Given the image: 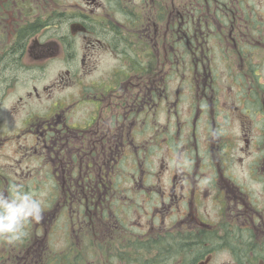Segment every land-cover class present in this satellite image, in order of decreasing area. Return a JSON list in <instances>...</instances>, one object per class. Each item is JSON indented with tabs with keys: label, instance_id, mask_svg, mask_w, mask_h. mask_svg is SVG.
Segmentation results:
<instances>
[{
	"label": "flooded vegetation",
	"instance_id": "af4514ba",
	"mask_svg": "<svg viewBox=\"0 0 264 264\" xmlns=\"http://www.w3.org/2000/svg\"><path fill=\"white\" fill-rule=\"evenodd\" d=\"M113 1L118 6L98 19L85 5L97 10L100 0L71 7L63 0H0V70L13 49L19 71L0 85V103L14 82L25 81L32 83L28 98L45 99L40 112L22 106L26 115L13 139L19 162L33 161L14 168L30 174L16 181L47 194L44 219L29 227L44 247L20 248L18 264H87L86 257L93 264H264V5ZM84 36L119 60L110 73L90 72V53L77 55ZM213 43L239 72L214 65ZM60 53L63 72L37 87L46 78L41 65ZM184 56L194 62L185 85ZM222 75L237 87L232 104L216 94ZM170 81L193 86L192 94L172 95ZM182 101L192 113L183 117L188 136L177 111L170 115ZM149 205V216H132ZM64 225L81 248H52Z\"/></svg>",
	"mask_w": 264,
	"mask_h": 264
},
{
	"label": "rangeland",
	"instance_id": "374dc122",
	"mask_svg": "<svg viewBox=\"0 0 264 264\" xmlns=\"http://www.w3.org/2000/svg\"><path fill=\"white\" fill-rule=\"evenodd\" d=\"M56 1L60 2V0H53L54 6L57 5ZM63 1L65 4H67L68 7H71V5L76 2V0H63ZM107 1L108 0H100L101 4H99L97 10H93V7H89V9H87V6L85 5V8H86L85 12L89 14L90 16H94L98 19L99 18L106 19L108 18V16H106L108 14V11L111 12L113 9H115V6H118L113 0L110 1L109 3ZM125 1L126 0H119L118 3L120 2V4L124 5ZM148 1H150L149 2L150 4L153 2L152 0H147V2ZM135 2L136 0L130 1L128 3L133 4ZM85 3H86V0H85ZM163 3L167 7H171L170 0H163ZM258 3L263 6L264 0H259ZM112 13H115L121 16V14L118 12H112ZM88 38L92 39L93 37L84 36L83 40H79L78 38L77 42L79 44H77V49H78L77 55L81 57L83 53H90L92 60L95 62V68L94 70L90 72L94 74L110 73L112 68L119 64V60L115 57L114 54L106 53L104 50L98 49L96 45L93 46L92 44H88L89 40H91V39L88 40ZM86 45L89 47L88 52H87ZM213 53H214L213 55L214 65L216 63V65H218L219 67H222V66L226 67L228 68L227 71H232L234 73H237L240 71V69L236 67H233V69L232 68L229 69L228 63H226L222 58H220V54L224 55V52L221 49L220 45L217 44L214 47V43H213ZM193 65H194L193 59H190L188 56H184L183 58H181V71L180 72L183 73L184 75L180 76V82L183 83L184 85L185 83L183 81L188 82L189 78L191 79L192 75L190 76V73L191 74L193 73ZM41 66L44 68L45 73L43 76H45L46 78H44L41 81H38L37 87L40 86L39 83H42V82L48 83L50 79L52 80L56 79L58 74L63 72L64 66H63L62 59H61V53L58 54V56L54 58L46 60L45 63H43ZM80 67L81 66L78 63V60H76L75 70L76 68H80ZM262 69L263 70H260L259 73L263 75V77L261 78V85L264 86V65H262ZM77 71H80V70L77 69ZM221 73H224V70H222ZM217 82H221V83L219 84L220 91H217L216 94L220 95L221 97L224 96L223 99L228 104H232L234 95L235 93L237 94V87L235 85L230 87V85H232L233 83L230 81V79L227 76L223 77L222 75V79L217 80L215 83ZM31 84L32 83L30 81H25L24 84L16 86V82H14L13 85L10 87V89L7 90V92L4 95L3 100L0 103V190L6 188L9 184H11L13 181H16L17 179L22 180L23 178L30 176V174H28V171H23L21 169L20 171L18 170L16 174L14 173L15 167L17 169L19 165H21V167L25 168L26 165L33 164V161L26 160V161L19 162V159L21 158V154H17V149L19 145L16 142V140H13V139H14V136H15L14 134L17 130L18 124H20V121L26 115V112H25L26 108H22V106L26 105L27 107H32L33 110L35 111L37 110L38 112H40L42 110L41 106H43L42 104L45 101L43 97H41L40 99H35L34 95H32L29 98L27 97V93L31 90ZM252 85L253 83H250L248 85V90L249 88L251 89L253 88ZM226 86H229L231 90L227 91L225 95L222 92L225 91ZM169 87H170L169 93H171L172 95L174 94L176 90H178L179 94L181 95L186 92L187 94H192L190 90L192 89L193 86L191 88L189 87L187 88V86L179 88V87H176V85H173L172 81H170ZM55 91H60V89L59 88L53 89L52 93H54ZM250 93L251 91L249 90L248 95H250ZM19 97H22V99H19ZM239 97H241L240 94H239ZM248 104H253L252 98H250V102H248ZM174 111H177V114L180 116V119H182L181 134L185 133L186 136H188L189 128L187 126L183 127V124L185 122L183 117L184 116L188 117L190 114L192 115L189 104L187 103V101H182L180 104L176 105V107H172L171 113H170L171 118L173 117L172 115ZM166 114L167 113L164 111V113L161 114V117L164 119ZM166 116H168V114ZM201 127H202V122L200 121L199 126L197 127L198 130H200ZM202 139H203V135H201V142L203 141ZM184 141L186 140L184 139ZM236 163L239 164L238 161H235V163L233 164L234 169H237ZM244 166L245 167L247 166V161H245ZM166 175L167 174H165V178H166ZM254 188L256 189V191H258L259 189L258 186H254ZM41 194L42 193H40V195ZM41 196L43 197V199H45L47 194L44 193ZM142 211H143V214H142ZM142 211L140 213L133 211L134 213L132 216H145V215L149 216V214L155 211V208L149 205L143 208ZM65 229L66 228L64 225V229L62 233L59 230L56 231L57 235L53 237L52 239V248L54 249H66V248H71V247L81 248L80 241L78 242V240L73 239V238L72 240H69L66 238V236L64 235ZM28 231H29V236L26 238L27 240H25L21 244L16 245V264L19 263V259H17L19 257H17V254L20 248H22L21 253H25L27 252V250L37 251L38 249L44 247L45 241L44 239L40 238L42 237V234L39 236L41 240L40 241L39 239L34 238L35 235H33L32 233L30 234L29 228H28ZM14 249L15 248L13 246H9L5 243L0 242V264H10L11 262L10 260L13 258L12 255L14 253ZM86 258L89 259V261L86 262L87 264H93L90 260V257H86Z\"/></svg>",
	"mask_w": 264,
	"mask_h": 264
},
{
	"label": "clouds",
	"instance_id": "9594fccd",
	"mask_svg": "<svg viewBox=\"0 0 264 264\" xmlns=\"http://www.w3.org/2000/svg\"><path fill=\"white\" fill-rule=\"evenodd\" d=\"M218 132H213L215 138ZM207 183V180L205 181ZM44 199L19 181L0 190V242L16 246L29 236L28 228L44 219Z\"/></svg>",
	"mask_w": 264,
	"mask_h": 264
},
{
	"label": "trees",
	"instance_id": "16d2710c",
	"mask_svg": "<svg viewBox=\"0 0 264 264\" xmlns=\"http://www.w3.org/2000/svg\"><path fill=\"white\" fill-rule=\"evenodd\" d=\"M1 63L3 65L1 66L0 72L4 70L2 75L4 79L0 81V85L6 86L13 76H16V73L17 76L19 75V71L16 72V51L8 49Z\"/></svg>",
	"mask_w": 264,
	"mask_h": 264
}]
</instances>
